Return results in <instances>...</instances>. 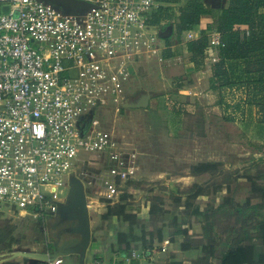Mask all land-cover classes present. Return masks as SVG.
<instances>
[{"label": "built area", "instance_id": "1", "mask_svg": "<svg viewBox=\"0 0 264 264\" xmlns=\"http://www.w3.org/2000/svg\"><path fill=\"white\" fill-rule=\"evenodd\" d=\"M80 1L90 7L0 0V217L55 216L76 164L89 208L115 201L136 174L134 143L88 117L108 98L119 100L131 61L155 53L158 3ZM210 44L223 46L219 33ZM82 153L97 156L81 162Z\"/></svg>", "mask_w": 264, "mask_h": 264}, {"label": "rangeland", "instance_id": "2", "mask_svg": "<svg viewBox=\"0 0 264 264\" xmlns=\"http://www.w3.org/2000/svg\"><path fill=\"white\" fill-rule=\"evenodd\" d=\"M219 1L212 0V3L217 5ZM59 8L63 11L65 10L63 7ZM176 8L177 6H174L169 11V14L172 17L175 15V18H171L172 21L167 24L163 20L162 24L157 28L160 30L161 39H157L156 42L161 43L159 45L162 50L165 49V51L170 52L164 53L165 57L161 56L162 61H157L151 55L141 56L139 59L131 61L129 63L131 78L127 82L119 100L114 101L113 98H108L104 103L91 109L92 120L96 122L95 128L100 131L108 130L121 140L134 143L135 152L137 153L134 159L136 161L139 160L137 161L136 174L133 179L122 184L118 198L109 204L113 206L122 197L128 196L127 201L132 206L131 210L134 212L139 211L137 216L140 223L136 225L134 233L136 236H140L142 230L146 234L151 232L154 235V241L157 240L155 234L160 228L163 229L165 227L166 232L168 230V233H171L175 229V224V226L182 224L185 228L187 222L191 221L192 225L196 222L195 218H189L186 211L184 213L183 207H186L185 204L187 202H190L194 208L205 211L209 207L217 208L219 205L221 207L228 199H232L229 197L235 187L245 189L243 188V183L235 181V178L240 180L238 175H241V169L248 167L251 162L258 159L256 155L249 158V154L245 153L243 149V147L247 146V144L245 146L246 136L254 139V135L246 131L248 126L243 129H234L238 126H235L230 121H223V118L216 113L217 115L211 114L207 118L210 128H207V132H205L204 124L205 122L207 124L206 119L203 123V119L200 116L187 114V98L191 99L194 96L186 94V90H184L188 84V75L186 76L187 73L179 65L183 67L186 58L183 59L178 56L182 55L179 53V48L175 50L177 52L175 54L173 52L174 48H171L174 44L177 47L183 46L184 49V42L186 41L184 35L177 36L175 33L178 17H176ZM1 11L2 6H0ZM171 34L173 36L176 35L173 41L171 40ZM213 48H218L211 47L214 55L216 50ZM216 62L214 57H212L211 62L206 64V69L209 70ZM162 78L164 80L161 81V86L158 89L155 88L153 83L156 80L160 81ZM178 79L179 81H175ZM215 82L212 81V83L216 84ZM237 94L244 97L241 91H238ZM140 95L151 96L152 108L134 110L122 108L125 101H134ZM257 111V116L254 118L261 122L264 119V108L261 110L257 109ZM178 123H182V128L179 131H177ZM218 127L224 129L225 139H220V135L224 133ZM203 142H210L211 149L208 150L206 155L208 158L219 159L217 156H226V160L222 165H224L225 169H229L232 172L233 175L231 174V176H233L234 182L230 179L229 173L219 174L220 168L215 170L208 169L206 175L196 178V182H194L199 183L203 187L207 196L198 200H191L188 194L191 193L190 189L192 186L190 183H192V180L186 177H188V174H193L191 171L193 162L205 157L202 155ZM96 156V154L82 153L79 159L83 162ZM196 165L197 163L194 164V166ZM80 168L79 164L74 167L78 177H81L79 174ZM180 176H182L181 179H179ZM61 195L65 197L66 194L63 193ZM175 199H180L179 205L175 203ZM245 201L237 203V205L243 206ZM252 204L249 212L248 209L242 211L243 215L236 212L234 200L229 205L228 210L212 213V223H215V232L218 234L216 239L229 241L234 236L237 239H241L244 236L243 233L248 232V235L251 234L252 239L254 238V243L259 245L260 241L258 240V233L255 231V225L263 218L259 215L264 214V205L257 204V202ZM100 205L105 208L106 203L100 202ZM152 205L157 207L159 213L157 216L150 217L149 209ZM137 207H140V209L137 210ZM94 209V207H90L91 211H89L91 227L93 226L91 229L92 240L97 242L98 247L105 246V257H102L104 261L118 264V258L111 260L114 252L118 253L116 245L117 235L119 233H130V227L125 222L113 224L109 219L104 220L93 212ZM244 216H247L246 221H243ZM54 218L55 216L45 217V220L41 222L28 215L5 214L0 217V225L4 226L7 224L11 226L14 229L13 237L15 241L20 243L19 246H13L10 252L16 249L29 250L34 253L49 252L52 247L50 244L51 232L49 223ZM197 228L195 227V231H198ZM166 232H164L165 238L169 239L170 236ZM191 239L195 244L204 243L203 239H205V236L203 233L201 235L194 234ZM112 246H114V251L111 250ZM174 248L175 251H181L180 244ZM260 250H263L264 253V248H260ZM10 252L0 253V255ZM62 260L63 264H74L73 256L62 257ZM203 262L206 263L208 261ZM2 264L23 263L18 258ZM78 264L80 263L78 262Z\"/></svg>", "mask_w": 264, "mask_h": 264}, {"label": "trees", "instance_id": "3", "mask_svg": "<svg viewBox=\"0 0 264 264\" xmlns=\"http://www.w3.org/2000/svg\"><path fill=\"white\" fill-rule=\"evenodd\" d=\"M180 1L156 0L160 6L153 15L151 23L157 26H160L163 20H165V24L170 23L171 18H175V15L172 17L169 11ZM176 10L178 11L176 24L178 34L192 29L199 24L202 17L210 15L211 12L200 0H186L185 6H178ZM236 25H247L251 32L246 35V32L234 31ZM210 30H215L221 34L223 44L222 47H219L221 60L213 67L212 81H216V86L230 87L235 84H242L240 81H246L247 85L255 83L253 84L255 87L251 89L262 92L261 90H264V0H230V7L221 11L215 24L210 26ZM208 46V38L205 32L202 33L200 39L187 42L186 51L190 55L191 61L198 65L201 64ZM242 64L244 67H241ZM217 168H219L217 164H197L192 167L191 171L193 175L202 176L207 174L208 169L215 170ZM246 179L250 184V197L246 199L243 206L237 204L235 206L236 212L242 215V211L248 209L249 212L250 205H253V202L264 205V178L261 179L257 176L254 178L247 177ZM190 190L191 193L188 195L191 200H195L202 195L207 196L200 184H194ZM127 197H122L113 206H110L109 202L106 203L107 213L103 216V219L110 216L117 217L129 225L130 233H119L116 239L118 251L125 254L135 250L139 244L144 248L151 247L154 241V235L151 232L146 234L142 230L140 236H136L134 233L136 225L140 222L136 215L126 214L125 208L128 205L127 199L129 198ZM175 203L179 205L180 199H175ZM232 203L233 200L228 199L221 207L219 205L218 209L209 207V209L201 211L194 208L190 202H187L186 207H183L184 213L186 211L189 218L192 217L204 223L202 233L205 234L207 243H193L191 239L194 236L192 222H187L184 228L182 224L175 226V222H177L175 219V229L171 232V241L175 236H182L184 238L180 246L182 251L201 249L208 260L216 258V249H218L220 256L218 264H264V253L263 250H260V248H264L263 213L259 215L263 218L255 225V231L258 233V240L260 241L259 245L254 243V238L252 239L251 234L248 235V232L243 233L244 236L241 239L234 236L229 241L217 244L215 238L218 234L215 232L216 225L212 223L211 215L218 211L228 210L229 205ZM158 213L157 207L152 205L149 209L150 217L157 216ZM246 218L247 216H244L243 221H246ZM163 229H158L155 234V238L159 242L163 239ZM13 231L14 229L7 224L0 225V253L10 252L13 246H19V241H15L13 237ZM21 261L23 264H44L28 259H21ZM198 264L213 263L211 261L204 263L201 259Z\"/></svg>", "mask_w": 264, "mask_h": 264}, {"label": "crops", "instance_id": "4", "mask_svg": "<svg viewBox=\"0 0 264 264\" xmlns=\"http://www.w3.org/2000/svg\"><path fill=\"white\" fill-rule=\"evenodd\" d=\"M200 1L206 6L207 9L211 10L210 15L202 17L200 19L199 24L194 26L192 29L188 31L178 34L175 30V33L177 34V36L184 35L186 38V41L184 42V49H183V46L177 47V45H174V44H173V47L171 48H174L173 50L174 54L177 53L175 52V50H178L179 48L180 49L179 53L182 55H178V56L182 57L183 59L186 58L185 61L183 60L184 61L183 67L179 65L180 68H182L187 73L186 76L188 75V84L184 88V90H186V94H190L194 96L193 98H191L192 100L190 98H187V103H186L187 114L190 116L192 115L200 116L203 119V123H204V120L206 119L207 124L206 122L204 124L205 132H207L206 131L207 128L208 129L210 128L209 120H207V118H209L211 114H214V115L218 114L219 117L223 118V121H230L235 126H238V127H235L234 129H237V128L243 129L245 126H248L246 131L254 135V139H251L250 137L246 136L245 146L246 144L247 146L243 147V149L245 150V153L249 154L248 155L249 158L255 157L256 155L258 156L257 157L258 159H255V161L251 162L248 167H244L241 169V175H238V178H240V180L235 178V181L237 180L238 182L243 183L244 185L243 188L245 189L235 187V189H233L231 193V196L229 195L230 198H232V200H234V202L237 204V203H242L248 197H250V190H249L250 186L248 182L246 181L247 177L254 178V177L259 176L261 179L264 178V119L263 121L260 122L254 118L257 116V113H258L257 109L261 110L264 108V90H261L262 92H258V90L251 89L255 87L253 85L255 83H252L251 85H247L246 81H240V83L242 84H235L230 87H217L216 84L212 83L213 75H211V73L213 74V67L215 64L211 63L214 65L209 70L206 69V64H208V62L209 63L211 62L212 57H214L215 61H217L216 62L217 64L221 60V57L219 55V48L218 49L213 48L214 50H216V53L214 55L212 54L210 39L214 33H218V32H216L215 30H210V26L215 24V22L217 21V17L221 13L222 10H227L230 7V0H220L217 5L216 4L213 5L212 0H200ZM185 4H186V0H181L180 3L175 4V6L177 7L185 6ZM211 4L213 7L211 6ZM159 6L160 4L158 5V8ZM177 16H178V11L176 10V17ZM234 31L246 32V35H248L251 32L247 25H241V26L236 25L234 26ZM203 32H205L208 38L209 46L203 57L202 63L198 65L195 62L191 61L190 55L186 51V43L200 39ZM159 33H158L157 39H161V35H159ZM171 35H172L171 40L173 41L176 35L175 36H173V34ZM188 35H191L192 38L188 39ZM220 38H221V34H220ZM156 40H155V46H156L155 53L154 54L145 53L143 56L151 55L154 58H156L157 61H160V60L162 61V57L166 54V52L169 53L170 51H165V49L162 50V47L160 46L161 43L156 42ZM241 67H244V65L242 64ZM163 80L164 78H162L160 81L156 80V82L153 83L154 87L158 89L162 84L161 81ZM175 81H179V79ZM238 91L239 92L241 91L244 97H242L240 94H237ZM152 104L153 103L150 98L148 108L149 107L152 108ZM176 116L180 118L178 114H176ZM179 120H177V122H179ZM181 124L182 123L180 124L178 123L177 131H179L182 128ZM221 127L224 128L223 125H221ZM221 127H218V129L222 133H224V129H222ZM189 130H191V128H189ZM225 137H226L225 133L223 135H220V139H225ZM202 145H203L202 155L205 157L202 159H199L197 162H193L192 166H194V164L196 163L197 164H217L218 167L220 168L219 174L229 173L230 179L234 182V180L232 179L233 176H231L232 172H230L229 169H225L224 165H222L224 164V161L226 160V156L222 155V156H217L219 157V159H210L208 158V156H206L208 150L211 149L210 142H203ZM137 161H136L135 167L137 165ZM181 177L182 176H180L179 179H181ZM198 177H201V176L188 174V177L186 178H189L192 180V183L190 184L191 186H193L194 184H199V183H194L196 182V178ZM203 197L205 196L202 195V196L197 197L196 199L198 200ZM127 204H128V201H127ZM131 209H132V206L128 204L125 208L126 214H133L137 216V213L139 211L134 212ZM139 209L140 207H137V210ZM91 210L89 208V211ZM93 212L103 218V216L107 213V208L106 206L105 208L103 206H99V207H96L93 210ZM106 219H109L113 224H120V222H123L114 216L107 217ZM203 224L204 223L201 220H196V222H194V224L192 225L193 233L201 235ZM90 225H92L91 221H90ZM195 227H198L197 228L198 231H195ZM92 228L93 226L91 227V229ZM164 232H166L165 228L163 229L162 241L160 242L158 240L153 241L151 247L144 248L139 244L135 250L127 254L120 253L119 251L118 253L114 252V255L111 258V260L118 258L119 262L124 263V264H196L198 263L199 260L203 259V261H208V262L211 261L213 264H218L219 262L218 259L220 258L218 254V251H219L218 249H216V253H217L216 258L209 259V260L206 258L205 254H203L201 249H190L187 252L181 250L178 252V251H175L174 247H176V245H179V244L181 246V243L183 242L184 238H182V236H177V237H174L173 240L171 241V238H172L171 233L170 232L168 233V230H167L166 233H168L170 236V238L167 239L165 238ZM216 240H217V244H221L222 242L225 241L224 239L222 240L216 239ZM203 242L207 243L206 237L205 239H203ZM96 243L97 242L95 240L91 241L90 247L88 248L86 252V256L82 264H92L96 260H99L103 263H107L106 261H104V259H102V257H105V253H106L105 246L98 247ZM111 250L114 251V246L111 247ZM50 251H51L50 253L40 252L38 254H51L52 247L50 248ZM71 256L74 257L73 263L78 264L79 262L78 257L75 255H71ZM39 263H42V262H39Z\"/></svg>", "mask_w": 264, "mask_h": 264}, {"label": "water", "instance_id": "5", "mask_svg": "<svg viewBox=\"0 0 264 264\" xmlns=\"http://www.w3.org/2000/svg\"><path fill=\"white\" fill-rule=\"evenodd\" d=\"M66 11L79 12L90 7L80 0H42ZM7 9H5L6 11ZM150 95H140L134 101H125L122 108L147 109ZM92 117H88L91 121ZM52 245L51 254H38L28 250L16 249L0 255V264L14 259H28L36 262L51 263L57 258L75 255L82 264L92 241L90 215L83 184L75 175L68 181V192L63 203L58 207L54 220L50 223Z\"/></svg>", "mask_w": 264, "mask_h": 264}, {"label": "flooded vegetation", "instance_id": "6", "mask_svg": "<svg viewBox=\"0 0 264 264\" xmlns=\"http://www.w3.org/2000/svg\"><path fill=\"white\" fill-rule=\"evenodd\" d=\"M51 244V243H50ZM51 251H50V249H49V252H47V253H50Z\"/></svg>", "mask_w": 264, "mask_h": 264}]
</instances>
